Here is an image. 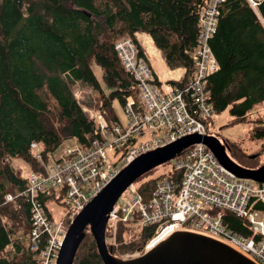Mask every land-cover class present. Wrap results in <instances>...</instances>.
<instances>
[{"label":"trees","instance_id":"trees-1","mask_svg":"<svg viewBox=\"0 0 264 264\" xmlns=\"http://www.w3.org/2000/svg\"><path fill=\"white\" fill-rule=\"evenodd\" d=\"M207 1L0 0V264H37L41 250L33 247L30 200L22 194L28 175L13 160L23 159L40 172L41 161L32 142H41L43 159L48 160L66 140L85 146L100 136L96 122L76 97L78 81L100 91L99 103L107 111V120H120L114 102L124 108L129 97H138V81L115 47L120 37H131L145 57L137 34H149L169 68H186L182 79L171 81L183 86L194 65L199 15ZM256 1V7L249 0L223 3L210 41L220 68L207 81L215 115L229 109L233 121L253 122L252 141L264 140L263 117L249 120L251 111L264 101V0ZM97 68L103 71L105 87ZM226 144L236 160L240 145ZM259 156L245 157L249 163ZM166 175L174 176V172L146 179L141 192L151 191ZM9 195L16 198L8 201ZM224 216L231 232L251 233L235 214L225 211ZM149 230L153 232L148 227L140 238L122 244L121 250L143 244ZM73 264H104L89 229Z\"/></svg>","mask_w":264,"mask_h":264},{"label":"built area","instance_id":"built-area-1","mask_svg":"<svg viewBox=\"0 0 264 264\" xmlns=\"http://www.w3.org/2000/svg\"><path fill=\"white\" fill-rule=\"evenodd\" d=\"M225 1L208 0L200 12L194 65L183 86L172 84L175 79L164 77L162 67L140 56L131 37L116 43L123 65L138 81V97L127 99L124 123L109 124L100 110L89 109L100 136L89 145L66 149L41 172L30 173L22 194L30 200L33 247L41 249L37 264H57L76 215L136 158L191 134L209 135L208 123L216 113L209 103L207 81L220 68L210 41ZM249 1L256 7V0ZM149 131L156 135L145 140ZM31 146L42 159L41 142ZM172 164L174 176L162 177L146 194L141 192L142 186L131 190L135 188L132 183L124 204L117 201L110 211L107 242L116 249L113 254L123 259L141 257L173 233L187 231L214 238L254 263L264 264V220L259 219L264 216V182L251 184L247 178L234 175L204 143L190 145L172 159ZM57 206L64 211L61 219H57ZM225 211L241 218L251 233L231 232L224 222ZM121 223L136 225L133 229L138 235L121 233L120 238ZM148 227L153 232L149 230L143 244L133 251L119 249L140 238Z\"/></svg>","mask_w":264,"mask_h":264},{"label":"water","instance_id":"water-1","mask_svg":"<svg viewBox=\"0 0 264 264\" xmlns=\"http://www.w3.org/2000/svg\"><path fill=\"white\" fill-rule=\"evenodd\" d=\"M195 143H204L229 171L240 178L264 182V164L247 168L233 160L227 144L212 135L191 134L163 147L142 154L119 174L76 215L59 251L57 264H73L76 253L90 228L104 264H255L232 247L210 237L177 231L141 257L123 259L107 242L109 213L122 193L136 179L174 159Z\"/></svg>","mask_w":264,"mask_h":264},{"label":"rangeland","instance_id":"rangeland-1","mask_svg":"<svg viewBox=\"0 0 264 264\" xmlns=\"http://www.w3.org/2000/svg\"><path fill=\"white\" fill-rule=\"evenodd\" d=\"M124 37H126V36H124ZM122 39H124V38L120 37V39L116 43H118ZM145 53H146V51H145ZM146 55L148 58H150L147 53H146ZM151 61H154V59ZM155 64L157 65V62H155ZM170 69H172V68H170ZM175 69H177V68H175ZM175 69H172V70H175ZM178 71L181 72L182 69L174 71L173 75L178 76L180 74V72H178ZM96 73H97L98 78L101 81L102 85L105 87L104 80H103V71L98 70V68H97ZM75 94H76V97L78 98V100L80 101V103L82 104V106L85 108V110L97 107L98 102L100 100V95H101L100 91L98 89H95L94 87H92L88 84H83V83H81V81H78V83L75 87ZM209 103H211V102L209 101ZM211 105H212V103H211ZM114 108H115V112L119 116L120 120L122 122H125L126 121L125 109L122 107V105L117 100L114 102ZM258 115H261L263 117V121H264V101L258 107L254 108L251 111V117H249V120L250 119L254 120L256 117H258ZM253 125H254V123L250 122V121H246V122H235V121H233V118L231 117V115L229 113V109L223 111L221 114H218L217 116L215 115V117L211 121H209V123H208V127L211 131L210 135L218 137L222 141V143H224V144H226L227 142H237L240 145L241 151L237 154H234V158L236 160L241 161L243 163L241 165H243L247 168L257 167V165L261 164L264 161V149L262 147L264 140L263 139H259V140H255V141L250 140V132H251ZM155 135H156V133L154 131H149L146 133L144 139L149 140L152 137H154ZM74 145H75L74 139L64 141L58 147V149L55 151L54 157L55 158L59 157L68 147H72ZM227 152L230 155V148H227ZM257 153H260V156L258 158L254 159L253 161H251L249 163L246 161L247 158L245 156L256 155ZM230 157H231V155H230ZM231 158L233 159V157H231ZM13 163L15 166L21 167L25 175H28L30 173L31 169L28 167V165L26 164V162L23 159H14ZM250 166H252V167H250ZM168 171L174 172L172 160L166 162L165 164L158 166L150 174H144L141 176V178L136 179L134 182L135 188H131V190L134 191L138 187L142 186L143 183L145 182V180L150 178L151 176H153V175L156 176V175L164 173V172L167 173ZM248 181H250L251 184H255V182H256V181L250 180V179H248ZM130 192L131 191L128 189L125 190L122 193V195L119 197L118 204H124L126 198L130 195ZM63 216H64V211H62V206H57V219H61ZM259 219L264 220V216L261 215L259 217ZM122 225H123V228L121 230L122 234L127 233L128 237H131L132 234L138 235V233H136L133 229V228H136V225H134V224H127V225L122 224ZM89 230H90V228H89ZM90 234H91V237L94 238L91 230H90ZM110 235H111L110 234V228L108 225L106 237L108 238V237H110ZM129 239H131V238H129ZM121 248L122 247H120L119 249L121 250ZM133 250L134 249H132L130 251H133ZM255 264H257V263L255 262Z\"/></svg>","mask_w":264,"mask_h":264},{"label":"crops","instance_id":"crops-1","mask_svg":"<svg viewBox=\"0 0 264 264\" xmlns=\"http://www.w3.org/2000/svg\"><path fill=\"white\" fill-rule=\"evenodd\" d=\"M137 38L139 39V41H140V43L142 44V46L145 48V51H146V53L148 54V56L150 57L149 59L150 60H153L154 59V61L155 62H157V64L159 65V66H161L162 68H163V75H164V77H166L167 79H176V80H179V79H181L182 77H183V75L185 74V71H186V68H184V67H180V68H177V69H175V70H172V69H170L168 66H167V63H166V61H165V58H164V56H163V54H162V52H161V50H159L158 49V47L156 46V44H155V42H154V39L149 35V34H146V33H138L137 34ZM119 55V54H118ZM120 57V56H119ZM147 57V56H146ZM161 58V59H160ZM158 67V66H157ZM180 69H182V71L180 72V71H178V72H180V74L178 75V76H175V75H173V72L174 71H177V70H180ZM99 102H100V100H99ZM98 102V105H97V107H94V108H90V109H95V110H100V112H102V115H103V118H104V120L107 122V123H109V124H112V123H124V122H122L121 120H119L118 122H115V121H109V120H107V111H106V109L105 108H103V107H101L100 106V103ZM125 107H126V105H125ZM125 107H124V109H125ZM87 110V109H86ZM87 113H88V115H89V117L91 118V119H93L92 117H91V115H90V113H89V109L86 111ZM95 122H96V124H97V121L95 120V119H93ZM97 127H98V124H97ZM75 145H80L79 143L77 144V143H75ZM74 145V146H75ZM73 147V146H72ZM68 148H70V147H68ZM67 148V149H68ZM41 150H42V147H41ZM65 152V151H64ZM63 152V153H64ZM55 153V152H54ZM62 153V154H63ZM61 154V155H62ZM38 158V157H37ZM56 158H58V157H56ZM55 157H54V154L53 155H51L50 157H49V159L48 160H44L43 159V152H42V159H39L40 161H41V170H40V172L44 169V165H46V164H48L50 161H52V160H54V159H56ZM33 171H35V170H30V173L31 172H33ZM36 172V171H35ZM30 173L28 174V179H29V175H30ZM28 185H29V182H28Z\"/></svg>","mask_w":264,"mask_h":264},{"label":"bare ground","instance_id":"bare-ground-1","mask_svg":"<svg viewBox=\"0 0 264 264\" xmlns=\"http://www.w3.org/2000/svg\"><path fill=\"white\" fill-rule=\"evenodd\" d=\"M214 117H215V115H214ZM208 132H209V128H208ZM100 134V133H99ZM208 135V134H207ZM52 195H53V193H52ZM27 196V195H26ZM16 198V196H13V195H9L8 197H7V200L8 201H12V200H14ZM194 233V232H193ZM196 234H199V233H196ZM202 235V234H201ZM31 239L33 240L34 238H35V236H34V234L31 232ZM205 236V235H204ZM208 237V236H207ZM211 238V237H210ZM212 239H214V238H212ZM216 240V239H215ZM223 243V242H222ZM237 251V250H236ZM242 255H244V254H242ZM245 256V255H244ZM248 258V257H247ZM251 260V259H250Z\"/></svg>","mask_w":264,"mask_h":264},{"label":"clouds","instance_id":"clouds-1","mask_svg":"<svg viewBox=\"0 0 264 264\" xmlns=\"http://www.w3.org/2000/svg\"><path fill=\"white\" fill-rule=\"evenodd\" d=\"M176 80V79H175Z\"/></svg>","mask_w":264,"mask_h":264}]
</instances>
